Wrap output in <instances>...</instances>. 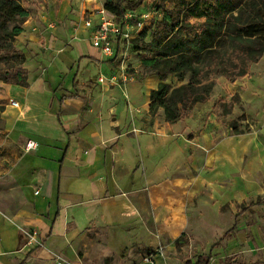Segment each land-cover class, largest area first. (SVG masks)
Masks as SVG:
<instances>
[{
  "label": "crops",
  "instance_id": "obj_1",
  "mask_svg": "<svg viewBox=\"0 0 264 264\" xmlns=\"http://www.w3.org/2000/svg\"><path fill=\"white\" fill-rule=\"evenodd\" d=\"M104 1L31 16L29 85L0 80V264H145L183 235L209 247L182 264H264V55L169 122L139 51L93 46Z\"/></svg>",
  "mask_w": 264,
  "mask_h": 264
},
{
  "label": "trees",
  "instance_id": "obj_2",
  "mask_svg": "<svg viewBox=\"0 0 264 264\" xmlns=\"http://www.w3.org/2000/svg\"><path fill=\"white\" fill-rule=\"evenodd\" d=\"M143 1L105 0L104 7L123 19ZM156 9L163 17L149 27L152 39L144 46L149 54L142 66L160 80L151 92V112L163 108L169 122L208 100L218 76L243 77L264 55V0H158ZM27 16L20 0H0V80L21 86L29 85L30 45L25 51L16 41ZM147 34L146 29L141 38ZM170 75L180 84L171 85ZM194 264H210V257L200 256Z\"/></svg>",
  "mask_w": 264,
  "mask_h": 264
},
{
  "label": "rangeland",
  "instance_id": "obj_3",
  "mask_svg": "<svg viewBox=\"0 0 264 264\" xmlns=\"http://www.w3.org/2000/svg\"><path fill=\"white\" fill-rule=\"evenodd\" d=\"M60 1L63 0H20L22 5H24V7L28 10V16L23 24V27L31 16L43 14L44 12H48V14H51L52 11L53 13L57 11L59 4H56L55 2ZM157 2L158 0H144L143 3L136 9H128L123 17L124 19H126V21H124V26L130 32V38L128 40H125V43L133 47L135 51H139V56L141 57V59L149 54V51L144 49L146 43H148L152 39L149 27H151V25L156 26L157 21L162 19L163 17V13L158 12L156 9ZM114 16L119 23L123 21L121 17H118L116 15ZM141 22L143 23L142 25H140ZM146 29L148 30V34L146 38L143 39L141 38V33ZM17 40V46L22 48V45L25 43L23 32L21 33V37H19ZM143 73L145 74V72ZM167 81L173 86L178 85L177 78L172 75L168 77ZM4 126L5 119L3 117V111H0V129H3ZM247 128L248 127L245 126L241 127V129L239 130L246 131ZM175 246L176 248L172 251V254L168 253V247L166 248L163 245H159L157 249H153L147 252L145 256H152L155 259V264H182L188 257L208 251L209 247L207 243L203 242L192 244L189 240V235L181 236V238L175 243ZM183 248H185L184 251ZM176 249H178V252L176 251ZM221 262L224 261L215 260L214 264H218ZM143 263H145L144 260Z\"/></svg>",
  "mask_w": 264,
  "mask_h": 264
},
{
  "label": "built area",
  "instance_id": "obj_4",
  "mask_svg": "<svg viewBox=\"0 0 264 264\" xmlns=\"http://www.w3.org/2000/svg\"><path fill=\"white\" fill-rule=\"evenodd\" d=\"M100 23L98 25H94V21L92 18H87L85 20V26L90 28L91 31V39L94 47L101 50V52L106 56H112L114 54V47L120 40H128L130 38V32L124 26V21L126 19L123 18V21L120 23L116 20V17L109 12L105 7L99 9ZM143 23L141 22L140 25ZM106 79L104 77H100L99 81L104 82ZM11 104L18 107V101L11 99ZM37 147V142L35 140H29L28 149H34ZM36 193L39 191L36 190ZM144 262L147 264H155V259L147 255L143 258Z\"/></svg>",
  "mask_w": 264,
  "mask_h": 264
}]
</instances>
